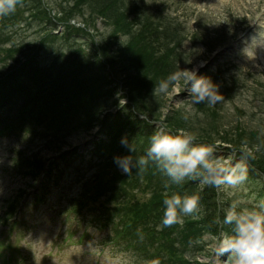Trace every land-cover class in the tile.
I'll list each match as a JSON object with an SVG mask.
<instances>
[{"label":"rangeland","instance_id":"obj_1","mask_svg":"<svg viewBox=\"0 0 264 264\" xmlns=\"http://www.w3.org/2000/svg\"><path fill=\"white\" fill-rule=\"evenodd\" d=\"M41 3L40 9L47 8L51 16L69 20L79 30L56 27L61 23L59 20L51 24L45 14H38L39 8H30L36 5L28 3L8 13L14 26L5 28V34L1 33L0 42L7 48L18 44V47L9 49L11 52L14 50V55L21 49L33 50L32 55L42 37L53 30L67 32L70 38H63L64 33H59L56 42L49 43L48 49L34 59L32 68L29 67L24 75L32 87H26L23 94L17 95L15 101L8 105L9 110L12 108L10 118L6 112L7 101L0 95V264H177L180 256L193 264H224L227 256L218 257L216 254L219 235L204 234L197 244L183 237L187 221L194 219L199 212L184 217L182 223L159 228L162 235L151 242L144 241L143 237L138 239L132 233L129 237L133 241L136 239L137 245L131 244L129 237H115L111 228L96 223L97 211L104 207L103 199L90 203L83 198V186L89 185V180L92 182L90 178L95 172L92 141L97 138L98 130L81 131L69 137L67 133L72 124L60 116L59 105L50 102L51 107L37 108L39 104L36 107L37 86L34 81L40 74L38 68L44 69L48 63L47 51L60 48L68 55L71 45L87 51L93 57L92 61L99 57L104 63L105 47L112 44L115 49L118 45L122 46V53H116L119 55L134 54L138 49L144 53L148 48L154 49L159 56L167 54L171 59L180 53L183 60L177 70L194 69L201 75L202 66L208 65L207 69L211 72H206L207 76L223 96L214 112L217 121L212 123L210 120L213 115L208 110L209 105L206 109L196 105V109L188 101L189 93L182 92V88L178 89L181 91L178 96L175 94L177 89L167 94H154L156 86L146 87L147 81H143L140 89L144 91L138 100L143 102L145 112L150 116L147 119L154 122L159 118L156 125L168 127L167 120L176 112L183 111L189 119L184 116L187 120L181 119L182 124L201 139L205 140L206 135H210L216 141L214 146L219 156L227 158L233 152L239 153L233 148L232 151L224 148L223 145L231 146L222 143V138L236 141L241 138L243 146L252 150L254 159L261 162L260 166L264 168V0H132L130 4L128 0L124 7L121 0H41ZM142 6H150L159 17L156 20L175 25L170 28L166 24L168 28H165L157 23V26L155 24L139 31V25H142H137L135 19L138 15L144 21ZM98 7L110 14L119 7L122 11L129 8L130 14L123 13L116 20L113 14L104 16L98 11L93 14V8ZM74 11L80 14L73 17ZM0 21L5 23V19ZM153 34L152 45L148 37ZM226 41L230 47L223 46L224 49L221 46ZM161 46L168 47L165 50L159 48ZM170 47L175 48V53L167 51ZM219 48H223L219 51L221 54H216ZM3 56L7 57L8 53L0 54V61ZM0 70H5L2 61ZM99 75L100 79H94L91 85L97 89L101 85L102 89L104 85L108 88L110 85L105 84L104 75L111 76L110 79L116 82L108 89L110 95L112 92L111 100L120 98L117 93L122 95L123 92L117 84L118 78L108 69L99 71ZM84 85L87 83L84 82ZM18 97L19 102L16 103ZM81 97H85V93ZM62 127L67 128L59 132ZM27 157L32 165L36 164V160L46 161V174H40L37 180L31 182L23 176L19 169H27ZM239 157L234 155L233 163ZM112 168L109 165L105 169L111 178L117 172L116 168ZM118 172L124 174L120 169ZM261 188L259 180L248 175L247 181L240 187L221 191L219 199H222L225 209L234 201L251 207L264 202ZM143 190L144 193H140L142 199L138 200L142 210L159 193L157 191L151 196L150 191ZM11 199L21 202L17 212L16 206H8ZM154 217H149L151 223H160L163 213ZM175 238L181 242L176 245L171 241L167 243ZM181 250L182 255L179 254Z\"/></svg>","mask_w":264,"mask_h":264},{"label":"trees","instance_id":"obj_2","mask_svg":"<svg viewBox=\"0 0 264 264\" xmlns=\"http://www.w3.org/2000/svg\"><path fill=\"white\" fill-rule=\"evenodd\" d=\"M29 1L35 3L38 2L39 4L41 3V0H20L16 8H22L23 5L30 3ZM126 1L121 0V5L123 7L125 6ZM131 2L132 0H129V4ZM93 9V14L97 11L101 14H104V16H106V14L110 16L113 14L116 16V20H119L123 13L124 15H127L129 8L122 11V8L119 7L116 9L117 11H114L111 14L107 13L104 9L100 11L99 7ZM141 9L143 10V15H141L144 21L142 22L141 18L137 17L138 15L135 19V23L137 25H139V23L142 25V27H140L139 25V31L142 28H150L155 24L157 26V23L160 27L164 26L165 28H168L166 27V24L169 25L170 28L171 26L175 25L171 22L167 23V21H163L160 19L156 20L159 17L154 14L150 6H142ZM119 12L122 13L120 14ZM79 14L80 12L74 11L73 17ZM59 20L64 21L62 17L59 18ZM93 21L94 19L92 17L91 22ZM55 37L56 35L47 34L46 37L41 39L38 46V54L39 52L43 53V50H47L49 47V43H52ZM154 38V34L152 36L149 35L148 37V39L151 40L152 45V40ZM72 47L75 48L73 49ZM167 47L168 46H161L159 48L166 50ZM105 49L106 50L104 57L106 59V65L99 57L98 60L92 61L93 57L89 56L90 54L87 51H83L80 47H76L75 45L69 48L68 55L66 54V52L62 51V49L59 48L52 51H47L48 63L46 64L44 69L38 68V73H40L41 75L39 74V77L37 76L34 81V84L37 86L36 96L34 98L36 99V107L38 106V104L39 106L37 108H42V106L51 107L50 102L56 106L59 105L61 108V111H59L60 116H64V121L66 122L67 120H69V123L72 124L71 128L68 127L70 129L68 131V135L74 132H88V130L101 124V132L105 136H107V139H102L101 142L97 143L98 146L95 152L97 161L94 165L96 167V171L95 173H93V179L91 180L92 182H90L89 180V185L85 187L86 196H89V199H91L92 201L100 200L101 196L105 194L108 196V199L106 200L108 204H106L103 213L100 214V218L104 219L108 225H113L115 227L119 225L117 223L116 216L121 215L119 217L120 223L121 219L123 220V216H125L122 212V207L127 205L128 199L126 195L125 199L120 202V194H122L121 192H124L123 189H125L126 187H128V191H130L131 189L138 188V186L141 185V182L146 181L147 185L150 186L153 192L157 193V191H159V193L155 196L153 203L146 205L147 208L143 211L145 216L148 215V217H151L153 211H155L157 214L161 213V211L159 212V209L154 208H158L163 203L165 192H167L168 195L175 193V190L180 195H184L186 193L195 194L200 198L198 211L199 214L197 212L198 215H196L194 219H190L187 221V228L184 230L183 234L184 239L190 240L191 242L197 240L199 241L201 239V236L205 232L217 234L220 231L218 220L223 219L225 208L221 202L222 199H219L221 193L216 189L207 185H201L197 181L192 180H186L180 185H170L168 189H165V178L154 165L149 164V166L141 175H138L136 173V169H133L135 170V174L129 177L126 174L123 175L118 172L119 167L115 163V158L118 156L123 157L127 155H142L148 148L151 135L154 132V128L149 126L146 121L141 120L137 115V113L147 114L145 112L146 110L143 102L138 100V98L144 91L140 89L141 85H144L142 84V82L147 81V84L144 85L146 87H148L149 85L156 86L157 84H155V82H161L170 73L177 71L179 62L183 60V55L180 53H176V55L171 59L168 58L169 55L167 54H165L166 57L157 55L156 51L150 48L145 50L144 53L140 52V50L138 49V51H136L134 54L130 53L126 55L124 53L122 55H119L116 53H122V46L120 47L118 45V49H115L113 44L110 45V47H105ZM167 51L175 53V48L170 47V49ZM23 54L26 57L29 56V50L23 51ZM37 55L34 56V59H37ZM158 57L159 59H157ZM31 60H29V64L27 65L29 67L33 66V62ZM9 66L11 67L12 65L9 64L6 67L10 68ZM105 66L109 67V71H111V73H113L115 77H119L120 82H122L124 85L126 96L131 101V104L127 105L126 107H122V109H120L117 114L108 113L107 116L102 120L101 115L103 114V112L108 108H112V106H114L115 104H118V100H111V98H113L112 92L110 95V91L108 90L114 84L110 79V76L104 75V81H106L105 84L107 86L110 85L108 88H106L104 85L102 89L101 85L99 89H97L91 85L94 79H100L99 70L101 69V67L104 68V71H107ZM26 68L27 67H25V69ZM25 69L24 67H22V72L19 75L15 74L7 78L1 76L7 71L5 70L3 72L0 70V95L6 99L7 104L14 102L17 95L23 94L26 87H32L31 82H29L28 79L24 81V79H22L23 77H21L24 74ZM1 79H4L3 82H1ZM5 81H7L8 84L5 83ZM84 82L87 83L86 86L84 85ZM84 93L85 97H81V95ZM19 97L16 103L19 102ZM102 98H104L103 103L101 102ZM217 104L211 106L213 108L216 107V109H210V107L208 106V110H211L210 112L213 115V118L216 114L214 112H216L219 107ZM198 106L201 107V109H206L207 107V105L203 103L198 104ZM132 108H134L137 113H135ZM201 111L203 114L204 111ZM47 115L49 116L50 113H47ZM184 116H187L188 118V115L186 113H183L181 111L176 112V114H174V117H171L167 120V123L169 125L167 128L174 131L180 128L188 129L182 124L183 120L181 119L187 120L184 118ZM204 117H206V115H204ZM213 118H211L210 120L213 121L212 123H215L217 119ZM66 128L67 127H62L58 130L60 132L64 131ZM206 136V143H216V141H214L210 135ZM226 136L229 135L226 134ZM125 137L130 143H135L137 148L136 154L129 153L128 149L122 145L121 141ZM197 138L201 139V137ZM222 140L224 141L222 143H227L231 146L227 149L231 150V148H233V150H238V152L240 153V147L243 146L241 138H237V141L239 140L238 143H236L237 141L234 139H227L225 137L222 138ZM27 160H29L27 174L29 173V176L31 175L37 178L39 174L45 169V161L36 160V164L32 165V162L28 157ZM261 164V162L257 161L254 158H251L247 162V167L249 169L248 175L253 179L259 180V183L262 186L260 190L261 192H264V180L260 175L263 174L264 176V168L260 166ZM109 165L113 166L112 170H114V168H116L117 170V172L113 173L112 178L110 175H108L107 172H105V169H107ZM20 170L24 171L23 168H20ZM135 181H137V183ZM133 195L134 193L129 195L128 197L131 196L132 198H135ZM8 203V206L10 208H13L14 206H16L17 208L19 205L18 200L13 202L11 199ZM130 206L131 208L135 209L136 203L131 202ZM139 217L141 216L136 215V218ZM130 223V220H128V222L127 220H125L123 223L124 230L120 231L119 229H116L115 233L117 235L119 234V236H128L127 233L129 232L127 231L130 229ZM144 233L140 232L138 235H145L143 239L146 242H148V240L149 242H151L152 240L154 241V236L148 235V232ZM173 248L174 246H172V249ZM183 248L186 250V246H184ZM179 254L182 255L183 251L181 250ZM181 258L182 257L180 256L179 263L177 264H193L191 260L185 261V259Z\"/></svg>","mask_w":264,"mask_h":264},{"label":"clouds","instance_id":"obj_3","mask_svg":"<svg viewBox=\"0 0 264 264\" xmlns=\"http://www.w3.org/2000/svg\"><path fill=\"white\" fill-rule=\"evenodd\" d=\"M20 0H0V15L16 9ZM182 88L189 93L191 104L213 106L223 100L218 87L210 78L199 75L194 69H181L170 73L156 85L154 94H167L177 89L178 96ZM120 96V93H117ZM183 103V101H177ZM127 100L119 99L124 107ZM129 153H137L134 142L125 137L121 141ZM221 157L215 146L197 141L190 130L180 128L170 131L165 125L158 124L151 135L149 146L142 155L116 157L115 163L122 173L131 176L133 169L143 174L149 164L154 165L165 177V189L170 185H180L186 180L197 181L219 191L236 189L248 179L247 162L254 158L246 145L240 149V157L233 163V156ZM200 198L195 194L165 192L164 212L158 228L171 227L183 222V218L199 211ZM221 231L217 240L218 257L227 256L224 264H264V202L251 207L242 206L239 201L232 202L224 211L222 220H218Z\"/></svg>","mask_w":264,"mask_h":264}]
</instances>
